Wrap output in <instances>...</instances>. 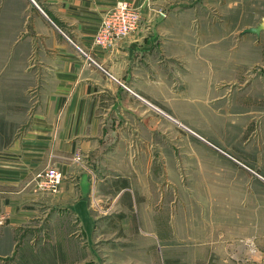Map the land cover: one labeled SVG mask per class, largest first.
<instances>
[{
	"label": "crops",
	"instance_id": "0c3cea01",
	"mask_svg": "<svg viewBox=\"0 0 264 264\" xmlns=\"http://www.w3.org/2000/svg\"><path fill=\"white\" fill-rule=\"evenodd\" d=\"M2 1L0 33L20 53L36 105L28 130L11 148L13 156L0 158V212L9 216L0 232L6 254L24 239L30 216L49 206L65 220V234L79 225L86 248L100 216L94 200L115 221L126 218L133 233L143 209L142 184L156 183L161 165L173 167L174 123L186 130L178 120L193 125L183 112L175 119L174 105L211 104L228 123L221 127L235 132L253 128L257 120L264 143V106L253 104L259 90L264 99V80L246 81L248 101L240 111L230 84L208 82L215 72H237V61L229 58H237L239 48L249 45L253 56V35L243 31L264 21L263 13L255 17L264 0ZM120 1L140 10L139 30L114 48L96 46L103 16ZM160 9L170 10L167 18ZM241 67L250 73L255 66L246 59ZM51 167L63 174L59 192H37L36 176ZM146 200L151 202L150 195ZM75 233L69 236L73 242Z\"/></svg>",
	"mask_w": 264,
	"mask_h": 264
},
{
	"label": "rangeland",
	"instance_id": "374dc122",
	"mask_svg": "<svg viewBox=\"0 0 264 264\" xmlns=\"http://www.w3.org/2000/svg\"><path fill=\"white\" fill-rule=\"evenodd\" d=\"M1 1L0 11L4 8ZM160 10L168 17L169 9ZM261 13L264 10H255V17ZM8 37L0 33V158L13 156L11 148L21 142L36 111L31 78ZM253 41V56L248 45L238 49L237 58H229L237 61V72L218 71L207 80L214 86L230 84L239 111L247 100V86L264 80V32L260 37L253 35ZM246 59H252L253 72L241 71ZM259 89L255 87V93ZM260 94L259 90L253 100L259 110L264 106ZM172 109L176 120L183 112L193 127L181 120L179 123L188 130L174 123L173 167L161 165L156 183L142 184L143 209L140 217L136 215L133 233L127 231L126 218L115 221L94 200L92 206L100 216L96 237L86 248L74 219L73 230L65 234V220L57 217L51 206L37 209L32 203L38 214L30 216L21 236L24 239L13 253L6 254L4 242H0V264H264V143L260 122L255 120L253 128L235 132L221 127L227 122L221 110L211 104L174 105ZM235 117L239 124L242 115ZM149 195L151 202L146 200ZM8 222L9 216L0 212V232ZM74 231L77 242L69 237ZM23 241L29 247H22ZM125 256L128 261H124Z\"/></svg>",
	"mask_w": 264,
	"mask_h": 264
},
{
	"label": "built area",
	"instance_id": "2783aa9c",
	"mask_svg": "<svg viewBox=\"0 0 264 264\" xmlns=\"http://www.w3.org/2000/svg\"><path fill=\"white\" fill-rule=\"evenodd\" d=\"M159 15L162 18H167V13L164 10H161ZM141 21L140 10L128 1H120L103 16L100 28L95 34L94 43L103 49L114 48L131 34L137 32ZM35 182L40 191L55 195L60 190L63 174L57 168L51 167L37 175Z\"/></svg>",
	"mask_w": 264,
	"mask_h": 264
},
{
	"label": "water",
	"instance_id": "95a60500",
	"mask_svg": "<svg viewBox=\"0 0 264 264\" xmlns=\"http://www.w3.org/2000/svg\"><path fill=\"white\" fill-rule=\"evenodd\" d=\"M264 32V21L262 24L256 26V27H251L247 28L243 31V34H251V35H256V36H261V34Z\"/></svg>",
	"mask_w": 264,
	"mask_h": 264
}]
</instances>
